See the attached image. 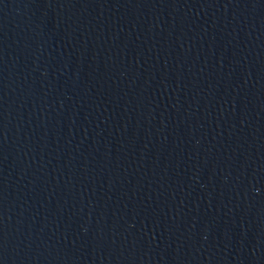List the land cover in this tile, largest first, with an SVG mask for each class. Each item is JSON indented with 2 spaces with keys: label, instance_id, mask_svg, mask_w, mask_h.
Listing matches in <instances>:
<instances>
[{
  "label": "water",
  "instance_id": "obj_1",
  "mask_svg": "<svg viewBox=\"0 0 264 264\" xmlns=\"http://www.w3.org/2000/svg\"><path fill=\"white\" fill-rule=\"evenodd\" d=\"M0 264H264V0H0Z\"/></svg>",
  "mask_w": 264,
  "mask_h": 264
}]
</instances>
